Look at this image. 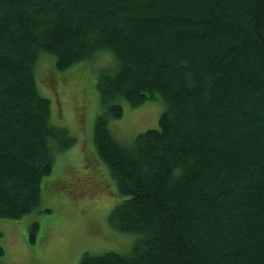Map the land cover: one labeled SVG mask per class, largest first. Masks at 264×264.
Instances as JSON below:
<instances>
[{
	"label": "trees",
	"instance_id": "trees-1",
	"mask_svg": "<svg viewBox=\"0 0 264 264\" xmlns=\"http://www.w3.org/2000/svg\"><path fill=\"white\" fill-rule=\"evenodd\" d=\"M102 51L93 144L121 197L107 223L138 238L79 264H264V0H0V221L39 207L75 143L37 89L41 55L61 72ZM154 100L158 127L118 142L122 104Z\"/></svg>",
	"mask_w": 264,
	"mask_h": 264
},
{
	"label": "rangeland",
	"instance_id": "rangeland-1",
	"mask_svg": "<svg viewBox=\"0 0 264 264\" xmlns=\"http://www.w3.org/2000/svg\"><path fill=\"white\" fill-rule=\"evenodd\" d=\"M50 57L42 54L37 63V89L50 101L53 123L67 128L75 143L56 154L51 173L42 180L39 207L21 219L0 221V264H79L85 252L129 254L138 238L107 223L121 197L114 193L113 180L93 144L95 119L101 113L95 81L101 68L113 65V55L102 51L61 72ZM122 106L123 116L109 121L120 143L157 128L164 110L161 100L135 109Z\"/></svg>",
	"mask_w": 264,
	"mask_h": 264
}]
</instances>
